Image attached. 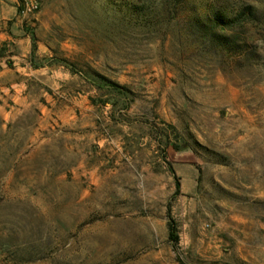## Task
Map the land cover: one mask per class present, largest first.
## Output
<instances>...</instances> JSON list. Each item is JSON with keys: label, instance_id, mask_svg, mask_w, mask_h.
Segmentation results:
<instances>
[{"label": "rangeland", "instance_id": "obj_1", "mask_svg": "<svg viewBox=\"0 0 264 264\" xmlns=\"http://www.w3.org/2000/svg\"><path fill=\"white\" fill-rule=\"evenodd\" d=\"M27 1L0 0V264H264V0Z\"/></svg>", "mask_w": 264, "mask_h": 264}, {"label": "trees", "instance_id": "obj_2", "mask_svg": "<svg viewBox=\"0 0 264 264\" xmlns=\"http://www.w3.org/2000/svg\"><path fill=\"white\" fill-rule=\"evenodd\" d=\"M253 19L256 20L255 19V13L251 7H247V8L242 9L237 15H235L231 19L225 20L223 18L217 17L216 18V24L218 27H221L222 30H227L228 28H235L236 25L240 26V25H243L245 23H248V20L252 21ZM225 44L228 47L232 46L229 41H226ZM110 84L113 87H117V88L119 87L118 85H116L114 83H110ZM171 171L175 175L174 170L171 169ZM179 192H180V185H179V183H177L176 195ZM168 219H169V221H168L169 239L174 244V246L177 248L179 245V242H180L179 229H178L177 221L172 216V208L171 207H169V209H168ZM179 263L185 264L181 259H179Z\"/></svg>", "mask_w": 264, "mask_h": 264}, {"label": "built area", "instance_id": "obj_3", "mask_svg": "<svg viewBox=\"0 0 264 264\" xmlns=\"http://www.w3.org/2000/svg\"><path fill=\"white\" fill-rule=\"evenodd\" d=\"M38 9H39V5L37 1L30 0L24 3L23 13L24 14L36 13Z\"/></svg>", "mask_w": 264, "mask_h": 264}, {"label": "crops", "instance_id": "obj_4", "mask_svg": "<svg viewBox=\"0 0 264 264\" xmlns=\"http://www.w3.org/2000/svg\"><path fill=\"white\" fill-rule=\"evenodd\" d=\"M24 40H25V38H23ZM21 41H23V40H21ZM82 95H84V92H82ZM82 97H85V96H82Z\"/></svg>", "mask_w": 264, "mask_h": 264}]
</instances>
